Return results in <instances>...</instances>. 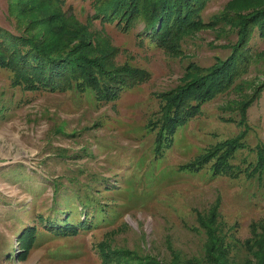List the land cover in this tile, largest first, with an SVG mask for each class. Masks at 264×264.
Instances as JSON below:
<instances>
[{
    "label": "rangeland",
    "instance_id": "1",
    "mask_svg": "<svg viewBox=\"0 0 264 264\" xmlns=\"http://www.w3.org/2000/svg\"><path fill=\"white\" fill-rule=\"evenodd\" d=\"M65 1L63 9L85 23L89 2ZM228 1H210L204 18ZM7 11L8 0H0V25L10 29ZM103 28L119 47L120 62L150 73L115 102H98L89 89L28 91L14 86L10 70L0 67V264H103L99 243L108 244L119 264L136 257L183 264L170 246L182 257L203 255L197 217L214 203L233 260L241 263L250 223H264V170L252 171L256 147L264 146V88L245 116L236 101L264 80V59L242 76V89L204 102L159 151L156 131L147 126L159 109L157 94L173 90L189 62L208 66L225 58L222 46L235 36L201 30L170 55L140 41L141 27L127 33ZM251 44L257 52L264 49L256 35ZM238 134L243 146L231 160L234 176L214 175L213 161L199 170L182 168ZM89 212L83 228L78 223ZM69 225L77 232L63 233Z\"/></svg>",
    "mask_w": 264,
    "mask_h": 264
},
{
    "label": "trees",
    "instance_id": "2",
    "mask_svg": "<svg viewBox=\"0 0 264 264\" xmlns=\"http://www.w3.org/2000/svg\"><path fill=\"white\" fill-rule=\"evenodd\" d=\"M86 1L92 11L82 23L63 9L65 0H8L7 17L12 26L8 29L0 25V67L10 70L14 86L51 92L89 89L98 102H115L124 91L148 79L150 73L128 60H118L120 49L103 28L105 25L124 33L141 27L136 35L140 41L146 39L170 55L178 54L184 39L201 30L235 36L222 46L228 49L225 58L218 57L208 66L189 62L179 84L157 94L161 99L159 109L147 126L156 131L159 151L171 143L181 125L201 112L204 102L217 94L242 89V76L264 59V49L257 52L251 44L255 35L264 40V0H230L208 19L203 12L212 0ZM263 88L264 80L252 92L241 94L236 101L241 115H246L247 107L260 97ZM240 138L243 134L215 143L182 168L199 170L213 161L210 167L214 175L234 176L237 168L231 160L243 146ZM255 153L252 171L260 173L264 170V146H257ZM89 214L85 213L86 220L78 225L85 228ZM219 218L216 203L197 217L204 236L203 255L182 257L170 246L171 256L183 264H235ZM250 225L252 234L241 245L245 256L239 264H264V223ZM65 229L63 233L77 232L74 225ZM28 233L32 238L33 232ZM99 244L102 263L108 264L109 255L113 257L105 248L108 244ZM111 264H119V259L113 257ZM122 264L157 262L136 257Z\"/></svg>",
    "mask_w": 264,
    "mask_h": 264
}]
</instances>
